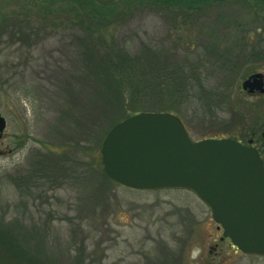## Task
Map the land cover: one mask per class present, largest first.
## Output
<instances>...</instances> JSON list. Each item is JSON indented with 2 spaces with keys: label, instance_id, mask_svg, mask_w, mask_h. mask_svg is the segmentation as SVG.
<instances>
[{
  "label": "rangeland",
  "instance_id": "1",
  "mask_svg": "<svg viewBox=\"0 0 264 264\" xmlns=\"http://www.w3.org/2000/svg\"><path fill=\"white\" fill-rule=\"evenodd\" d=\"M92 3L0 0V33L7 36L21 20L36 24V32L41 27L46 52L57 53L46 59L50 66L42 59L33 69L46 74L56 69L59 76L68 68L69 75L72 59L63 56L74 55L76 44L61 41L62 28L70 15L94 19L98 8ZM115 10L119 15H109L97 36L134 49L143 39L156 52L152 68L166 65L164 73L171 75L180 64L195 71L190 78L203 77L215 87L211 106L193 93L183 101L165 94L194 139L233 137L245 144L251 139L264 148V93L243 88L249 76L264 74V0L215 3L199 13L124 5ZM59 55L66 68L58 71ZM7 77L0 75V112L8 122L0 137V236L5 233L22 254L18 263L264 264V257L245 255L223 239L210 209L194 193L134 190L106 175L101 149L107 124L128 117V97L119 101L96 77L95 89L88 88L97 95L81 104L78 115L74 104L51 103L50 88L41 97L26 96ZM87 105L97 110L93 124ZM2 257L0 252V264Z\"/></svg>",
  "mask_w": 264,
  "mask_h": 264
},
{
  "label": "water",
  "instance_id": "2",
  "mask_svg": "<svg viewBox=\"0 0 264 264\" xmlns=\"http://www.w3.org/2000/svg\"><path fill=\"white\" fill-rule=\"evenodd\" d=\"M264 93V75L243 83ZM6 127L0 114V133ZM252 143V142H250ZM106 175L136 190L194 193L243 253L264 257V160L232 138L194 139L169 112H142L116 124L102 145Z\"/></svg>",
  "mask_w": 264,
  "mask_h": 264
},
{
  "label": "trees",
  "instance_id": "3",
  "mask_svg": "<svg viewBox=\"0 0 264 264\" xmlns=\"http://www.w3.org/2000/svg\"><path fill=\"white\" fill-rule=\"evenodd\" d=\"M241 1L243 0H85L86 4L93 2L92 4L98 8L94 19L89 21V19L80 18V16L71 18L70 15L69 26L62 28L65 36L61 41L71 38L76 44V49L73 50L74 55L65 54L63 56L68 58L69 62L72 59L69 75H67L68 68L65 73H61L59 76L56 74V69L51 70L49 74L33 69L34 66H39L38 62L42 59H53V54L57 52L53 48L51 52L47 53L46 43L41 37L42 28L38 27L36 32L34 30L36 24L29 26L23 24V20L8 32L7 36L0 33V54H5L6 59L0 61V65L5 68V71L0 72V75L8 76L7 78H10L8 81L13 82L15 89L21 90L26 96L41 97L43 92L50 88V95L53 96L51 103L74 104L72 107L76 108L78 115L84 109L81 104L84 105V102L97 95L88 88L89 86L95 89L93 79L96 77L108 86L109 91L114 93L119 101H124L125 97L129 98L128 117L141 112H171L180 115L181 112L168 106L165 94L169 93H172L177 100H182L184 96L193 93L199 96L202 102L207 103L206 106H211L210 101L218 93L215 91V87L209 86L210 80L199 76L190 78V75H194L195 71L188 72L180 64L174 65L175 71L171 75H165L166 65L152 68L150 61L156 57V52L143 39L134 49L133 45L121 43L117 39L109 43L102 37L103 35H97L108 24V16L115 14L117 12L115 8L120 5L141 6L149 9L164 8L173 12L186 9L189 12L199 13L215 3L217 5ZM102 17L106 18L98 22ZM60 25L56 24L55 27L59 28ZM157 55L159 54L157 53ZM61 60L60 55L56 56L58 71L66 68L65 63ZM209 62L212 63L211 60ZM45 64L51 65L47 60ZM10 69L14 71L11 72ZM28 72H32V74L35 72L37 77L29 75ZM184 76H186L185 79L182 78ZM114 100L112 97L109 102ZM86 110L88 111V120L93 124L97 110L93 105L88 106ZM119 122L108 123L109 130ZM24 183L26 182L24 181ZM58 214L59 212H56L54 216ZM11 244L7 240L6 234L1 232L0 252L3 256L1 264H20L18 262L22 254L11 248ZM25 263L29 264L28 261Z\"/></svg>",
  "mask_w": 264,
  "mask_h": 264
},
{
  "label": "flooded vegetation",
  "instance_id": "4",
  "mask_svg": "<svg viewBox=\"0 0 264 264\" xmlns=\"http://www.w3.org/2000/svg\"><path fill=\"white\" fill-rule=\"evenodd\" d=\"M256 94H258L257 92H254L253 94H251V95H256ZM262 138H263V140H264V132H263V134H262ZM248 141H250V142H253V140H251V139H249ZM246 145H248V143L246 144ZM252 146H254V147H256L257 149H258V151L260 152V154H261V156H263L264 157V148H262V146H260V145H256V144H252ZM227 240V239H226ZM234 248V247H233Z\"/></svg>",
  "mask_w": 264,
  "mask_h": 264
}]
</instances>
